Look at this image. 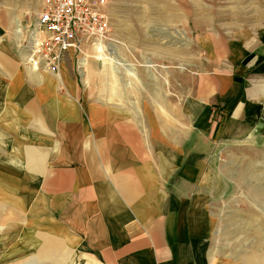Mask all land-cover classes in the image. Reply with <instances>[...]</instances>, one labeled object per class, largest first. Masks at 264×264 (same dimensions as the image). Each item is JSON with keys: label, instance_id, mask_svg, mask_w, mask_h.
Segmentation results:
<instances>
[{"label": "crops", "instance_id": "crops-1", "mask_svg": "<svg viewBox=\"0 0 264 264\" xmlns=\"http://www.w3.org/2000/svg\"><path fill=\"white\" fill-rule=\"evenodd\" d=\"M197 43L186 84L180 49L175 65L126 66L145 88L132 100L149 101L135 114L96 110L89 124L68 101L48 104L31 143L17 138L19 110L0 117V139L15 136L12 154L0 141V218L28 220L23 264H214L223 156L264 138V32L209 30Z\"/></svg>", "mask_w": 264, "mask_h": 264}, {"label": "rangeland", "instance_id": "rangeland-1", "mask_svg": "<svg viewBox=\"0 0 264 264\" xmlns=\"http://www.w3.org/2000/svg\"><path fill=\"white\" fill-rule=\"evenodd\" d=\"M41 2L0 0V117L4 115L8 122L13 118L8 115L12 112L9 109L19 110L17 138L28 143L33 141L30 136L37 114L42 118L48 104L61 106L68 101L82 114H93L88 117L89 124L96 123V110L142 111L149 101L132 100L139 92L144 94L143 85L132 83L142 72L133 69L134 74H128L126 66L143 64L150 56H162L167 64L175 65V51L180 49L186 84L193 64L202 61L195 46L199 35L209 30L264 32V0H105L109 22L106 39L70 55V66L57 77L50 71L27 69L21 59L22 47L29 38L25 25L32 22ZM15 19L21 25L19 33H15ZM114 51L121 60L117 72L112 69L116 65L109 61ZM82 59L86 60L83 65ZM137 119L145 121L144 117ZM41 136L53 135L44 132ZM12 140L15 136L10 132L0 139L9 154L13 152ZM222 161L226 187L209 207L218 253L214 264H264V138L250 147L227 152ZM24 166L18 170L32 167L28 163ZM24 220L6 222L5 211L3 221L0 218V264H23L16 252L17 248L21 251L22 239L29 232L28 220Z\"/></svg>", "mask_w": 264, "mask_h": 264}, {"label": "built area", "instance_id": "built-area-1", "mask_svg": "<svg viewBox=\"0 0 264 264\" xmlns=\"http://www.w3.org/2000/svg\"><path fill=\"white\" fill-rule=\"evenodd\" d=\"M104 5L105 0H42L32 22L25 25L29 38L22 47L23 64L59 77L68 54L106 39L109 22Z\"/></svg>", "mask_w": 264, "mask_h": 264}, {"label": "bare ground", "instance_id": "bare-ground-1", "mask_svg": "<svg viewBox=\"0 0 264 264\" xmlns=\"http://www.w3.org/2000/svg\"><path fill=\"white\" fill-rule=\"evenodd\" d=\"M20 28H21V25L19 24V21H18V19H15V33H19L20 32ZM98 43V42H97ZM97 45H99L98 46V50H102V47L100 46V44H97ZM96 47V46H95ZM101 48V49H100ZM27 52H25V54H26ZM79 61H80V59H79ZM85 59H82L81 60V62H82V65H83V63H85ZM109 61H110V63H114L116 66H118L120 63H121V60L119 59V57H118V55H117V52H111L110 54H109ZM112 69H114L113 71L114 72H117L116 70H117V67L116 68H114L113 66H112ZM126 71L128 72V74H133L132 73V70L130 69V68H127L126 69Z\"/></svg>", "mask_w": 264, "mask_h": 264}]
</instances>
